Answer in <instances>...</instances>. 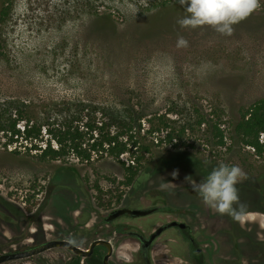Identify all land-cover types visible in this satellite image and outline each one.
<instances>
[{
    "label": "rangeland",
    "instance_id": "374dc122",
    "mask_svg": "<svg viewBox=\"0 0 264 264\" xmlns=\"http://www.w3.org/2000/svg\"><path fill=\"white\" fill-rule=\"evenodd\" d=\"M3 1L10 11L0 21V112L27 106L52 121L86 105L108 121L133 111V118L144 115L140 135L151 152L126 187L123 168L110 158L39 161V152L26 150L29 142L5 148L0 132V193L40 194L49 179L69 170L83 196L72 197L75 226L92 209L106 214L113 206L164 204L210 216L196 225L210 227L217 257L230 239L234 257L264 259V156L241 146L233 131L241 111L264 97V0L156 11L146 10L148 0H102L104 6L90 0V10L89 0H0V10ZM182 128L176 146L164 141ZM13 150L19 155L8 154ZM63 212L57 219L72 222ZM164 216L147 218L145 227L163 224ZM86 229L98 230L97 221Z\"/></svg>",
    "mask_w": 264,
    "mask_h": 264
},
{
    "label": "flooded vegetation",
    "instance_id": "af4514ba",
    "mask_svg": "<svg viewBox=\"0 0 264 264\" xmlns=\"http://www.w3.org/2000/svg\"><path fill=\"white\" fill-rule=\"evenodd\" d=\"M74 195L81 197L82 189L77 180L74 183L72 171L69 170L49 179L40 194L32 193L28 197L18 198L16 195L0 193V264H105L104 256L108 251L104 245L95 246L87 257L58 247L28 257L19 256L33 248L56 241H66L82 251H87L91 243L98 240L107 242L111 247L106 264H264L263 258L250 260L234 257L229 253L235 248L233 242H229L230 239L224 244L226 251L217 257L219 248L209 233L210 227L196 225L202 217H210L201 211L176 212L163 204L160 208H146L153 210L146 216H121L107 223L105 219L111 211L116 210L111 205V210L106 214L89 209L91 214L85 217L86 221L75 226L73 224L76 219L72 216ZM61 212L67 220L70 216L72 222L66 221L64 224L58 220V213ZM155 214L165 215L163 224L145 227L146 223L143 221ZM174 214H178L179 218L174 217ZM137 220H140L139 226L129 222ZM90 221H97L98 230L86 229ZM171 222L185 224V227L168 228L149 248L142 247L140 238L148 239L160 226ZM80 228H83L82 231ZM159 241L163 244H158ZM157 245H161L166 251L158 252L160 249H156ZM93 255L96 256L94 259Z\"/></svg>",
    "mask_w": 264,
    "mask_h": 264
},
{
    "label": "trees",
    "instance_id": "16d2710c",
    "mask_svg": "<svg viewBox=\"0 0 264 264\" xmlns=\"http://www.w3.org/2000/svg\"><path fill=\"white\" fill-rule=\"evenodd\" d=\"M94 1L97 2L96 6L98 4L104 6L106 2ZM219 1L221 0H148L146 10L156 11L177 5L217 3ZM86 4L88 10L93 8L90 0ZM9 7L3 1L0 10L1 22L8 16ZM97 12L100 11L95 13ZM97 112H99L98 109H94V107L82 105L78 110L69 109L66 112L67 115L59 114L60 117L57 116L50 121L40 118L27 106H11L0 112V132L6 137L4 147L16 144L19 140L24 141L25 144L29 142L30 145L26 150L39 152L37 156L39 161H53L73 156L81 163H89L93 160V156L110 158L123 168L125 173L123 185L129 187L134 183L145 155L151 152L150 144L145 142L144 137L140 135V120L144 115L133 118V111H130L127 112V116L111 118L106 121L98 118ZM20 122L24 124L22 129L17 128ZM202 122H204L203 118L198 122V125H201ZM159 124L164 130L168 128L166 122L162 120H159ZM184 131L185 129L182 128L177 134H174L175 131L166 133L164 141L176 146L172 142L180 140V135ZM212 131L214 137L218 139L217 145H224L220 129L213 125ZM233 131L241 146L252 149L258 157L264 156V143L259 140L260 136L264 135V97L253 103L248 109L241 111ZM38 142H43L44 146L32 144ZM8 154L19 155L16 150L9 151ZM125 154L129 155L127 164L121 161V157ZM111 205L108 203L106 207L110 208ZM95 257L93 255V259ZM94 264L97 263L94 262Z\"/></svg>",
    "mask_w": 264,
    "mask_h": 264
},
{
    "label": "water",
    "instance_id": "95a60500",
    "mask_svg": "<svg viewBox=\"0 0 264 264\" xmlns=\"http://www.w3.org/2000/svg\"><path fill=\"white\" fill-rule=\"evenodd\" d=\"M153 210L151 209H129V208H119L116 209L114 211H111L110 214L108 215V217L105 219V222H110L116 218H119L121 216H130L132 218H137V217H142V216H146L148 214H150ZM171 227H179V228H183L185 227V224H180L177 222H171L168 224H165L163 226H160L158 229H156L150 236L148 239L143 240L142 238V247L143 248H149V246L152 244V242L159 237V235L166 229L171 228ZM98 245H104L107 248L108 253L104 256V263L106 264V260L109 257L110 254V250L111 247L107 242H103V241H95L93 243H91V245L89 246L87 251H82L76 247H74L73 245H71L70 243L66 242V241H56V242H51L45 245H42L40 247L37 248H33L21 255H19L20 257H28V256H32L35 254H38L42 251L51 249V248H66L70 251H72L74 254L81 256V257H87L90 255L92 249L95 246Z\"/></svg>",
    "mask_w": 264,
    "mask_h": 264
},
{
    "label": "built area",
    "instance_id": "2783aa9c",
    "mask_svg": "<svg viewBox=\"0 0 264 264\" xmlns=\"http://www.w3.org/2000/svg\"><path fill=\"white\" fill-rule=\"evenodd\" d=\"M263 137H264V135H261L260 138H259V140H260L261 143H262V140H261V139H262Z\"/></svg>",
    "mask_w": 264,
    "mask_h": 264
}]
</instances>
